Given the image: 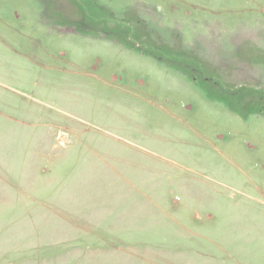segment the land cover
Returning a JSON list of instances; mask_svg holds the SVG:
<instances>
[{
	"label": "rangeland",
	"instance_id": "1",
	"mask_svg": "<svg viewBox=\"0 0 264 264\" xmlns=\"http://www.w3.org/2000/svg\"><path fill=\"white\" fill-rule=\"evenodd\" d=\"M0 264H264V0H0Z\"/></svg>",
	"mask_w": 264,
	"mask_h": 264
}]
</instances>
